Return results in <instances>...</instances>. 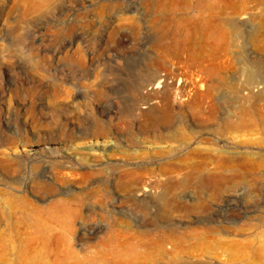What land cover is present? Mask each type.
<instances>
[{
	"label": "rangeland",
	"instance_id": "374dc122",
	"mask_svg": "<svg viewBox=\"0 0 264 264\" xmlns=\"http://www.w3.org/2000/svg\"><path fill=\"white\" fill-rule=\"evenodd\" d=\"M199 4L225 19L217 39L202 24L216 59L167 110L165 85L145 99L144 77L184 36L206 37L181 21ZM208 89L221 104L200 124L186 102ZM258 110L264 0H0V264H264V122L222 119ZM199 143L252 158L259 174L158 188L181 180L174 168Z\"/></svg>",
	"mask_w": 264,
	"mask_h": 264
},
{
	"label": "bare ground",
	"instance_id": "6f19581e",
	"mask_svg": "<svg viewBox=\"0 0 264 264\" xmlns=\"http://www.w3.org/2000/svg\"><path fill=\"white\" fill-rule=\"evenodd\" d=\"M201 4L196 6H192V5L186 6V8L195 7L193 8L194 9L193 11L197 10L198 12L195 13L194 16L190 15V17H188V14L183 15L181 17L182 18L181 21L185 23L188 21L193 22L194 24L193 30L195 35L202 36V34H204L206 35V37H203V39L201 38L200 40H198L197 37H195L196 39H193L192 38L193 36L190 35L184 36L182 39L177 41V45L175 49H172L170 52H168L166 49L167 54L165 53L164 56H161V60L157 62L154 61L155 63L152 62L151 68L147 71L146 76L144 77V82L142 84L141 90L143 89L142 93L145 99L149 100L156 98L157 97L156 90H158L159 87L161 88L162 85H165V90L164 91L162 90L163 91L162 101L167 110L171 106H173V104L177 101V99L183 98L184 100H186L188 93L192 91L198 85L199 80L203 78L201 72L205 71L206 68L209 67L207 66V64H210L211 62H213V60L216 59V56H214V52H212L213 50L212 49L209 50L208 48L207 42L209 37H208V33H206L203 30L202 24L208 22L209 26L213 27L211 28V33L214 35L213 37L217 39L218 37L216 35H219L218 34L219 30L217 29H222L221 26L222 21H225V19L220 18V16L216 15V13L212 14L213 11L211 13L207 12L206 10L201 8L200 6ZM167 56L170 57L169 61L167 60ZM167 62H169V64H166ZM185 69H187V71H185ZM257 74L258 73L256 69H253L250 73L253 79L257 77ZM175 79H178L179 84H181L180 87L178 88V94L175 92V86H178ZM214 97L215 96L213 95L212 90L208 89L205 90L203 93H201L197 97L196 101L193 100V102L192 101L190 102L187 100L186 103L195 108V110H193L192 112L193 119L195 120V122L204 124V122H208L217 117V112L221 102L219 101L218 98L215 97L216 98L215 99ZM224 98L225 96L221 97V99ZM144 103H148V102H144ZM149 111L152 112L153 108L151 107ZM168 114L163 115L161 117V122L164 125L169 124L170 126L172 125L175 126L176 125L175 121L171 120L169 118L170 115ZM222 119L224 120V123H226V121L228 122L229 120L230 123L233 125L232 127L256 126L259 122H264V110L261 111L258 110L256 112L244 111L243 113H241L240 117H238L236 120L233 121L230 117H228L227 114L226 115L224 114V117ZM187 140H188L187 146H189L191 143V138ZM205 142H210V141L207 139L205 140ZM224 151L226 150H220L215 147H209V146L208 147L201 146L200 143L198 145H195L193 148L189 147L187 151H185V153L181 156V161L183 160L182 162L184 164L181 165V167L174 168V171H178V172L181 169L182 171L184 170L185 173L182 174L183 177L181 178V180L179 179L178 181H173L172 179H168L163 183H158L157 184L158 188L161 187L164 190L166 189L168 191H171L175 188L178 189L185 188L191 182H197L198 184L204 183L205 182L204 178H207L211 180L215 188L220 189L223 188L221 186L222 182H225L224 180L228 178L229 175H231V177L235 176L236 178H238L237 179L238 181H236L237 183L240 184L244 182L250 183L251 178L256 177L255 174L256 172L258 173L257 169L255 168L256 167L254 162L255 160H253L252 158H245L244 156L241 157L234 153H228V152L226 153ZM182 171L180 173H183ZM148 190L149 187L143 185L139 190L136 191V193L138 195H141L147 192ZM171 195H173V193H171ZM159 201H160V209L158 213L167 214L168 210H172L176 208L175 205L172 203V200H169L168 197H165L164 194L160 195ZM201 203L202 202L200 200L196 201L195 207L199 208ZM145 208H147L146 205ZM234 231L238 232L237 230ZM241 232H243V230H241ZM196 233L199 234L198 231ZM216 240L222 241V240H218V238H216ZM240 243H248V242L245 241L239 242L238 240L232 242V244H240ZM257 249L260 251L259 248ZM257 257L259 258L260 256ZM191 264H198V263H191ZM227 264H254V263L248 257H233L229 259Z\"/></svg>",
	"mask_w": 264,
	"mask_h": 264
}]
</instances>
